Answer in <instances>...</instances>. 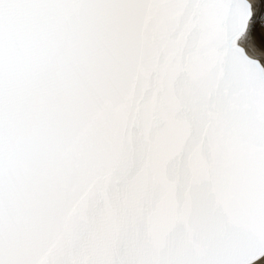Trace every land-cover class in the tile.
I'll return each mask as SVG.
<instances>
[{"label": "snow or ice", "instance_id": "obj_1", "mask_svg": "<svg viewBox=\"0 0 264 264\" xmlns=\"http://www.w3.org/2000/svg\"><path fill=\"white\" fill-rule=\"evenodd\" d=\"M0 264H264V0H0Z\"/></svg>", "mask_w": 264, "mask_h": 264}]
</instances>
